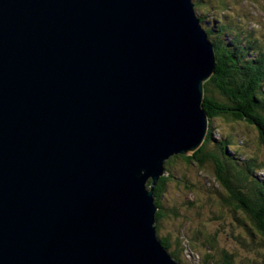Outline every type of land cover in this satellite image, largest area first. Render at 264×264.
I'll return each instance as SVG.
<instances>
[{
  "label": "water",
  "instance_id": "1",
  "mask_svg": "<svg viewBox=\"0 0 264 264\" xmlns=\"http://www.w3.org/2000/svg\"><path fill=\"white\" fill-rule=\"evenodd\" d=\"M201 35L188 0H0V264H181L154 188L208 130Z\"/></svg>",
  "mask_w": 264,
  "mask_h": 264
},
{
  "label": "trees",
  "instance_id": "2",
  "mask_svg": "<svg viewBox=\"0 0 264 264\" xmlns=\"http://www.w3.org/2000/svg\"><path fill=\"white\" fill-rule=\"evenodd\" d=\"M237 50L238 52L232 54L225 50L219 54L217 52V68L211 79L205 83L203 107L210 122L204 144L192 155L172 156L165 165L168 174L161 177L154 188L155 206L158 209L156 213L158 238L170 255L181 264H185L182 257L186 256L187 250L199 253L201 261L199 260L198 264H264V175L258 174L263 163L257 157L241 159L243 155L234 147L233 130L236 129H231L218 139L214 138L213 133L215 119L222 117L232 121L241 120L250 126H256L259 139L264 142V52L257 50V56H254L253 60L247 58L246 61L242 48ZM228 65L229 70L225 69ZM175 161H181L185 166L192 165L191 163H196L200 167L210 164L222 192L220 193L218 188L209 190L214 191L216 195L219 194L218 198L222 199L220 201L223 208L228 207L226 213L245 227L246 237H239L237 240L243 248L249 249L253 257L240 262L231 251L221 245L220 236L216 231L199 234L190 230V225L186 229L184 226L188 223L187 217L185 219L181 217L180 211L187 212L194 206L189 200L182 201L181 208L176 204L169 208L165 206L163 198L169 180L175 181L177 174L185 176L179 173H185V170L171 169ZM180 179L184 180L183 177ZM150 184L149 181L147 185ZM186 186L188 194L193 193L195 186L191 187L189 184ZM168 218L186 221L183 223L184 226L179 227L178 232H182H177L178 236L169 233L162 236L161 228ZM200 239L203 240V244H200Z\"/></svg>",
  "mask_w": 264,
  "mask_h": 264
},
{
  "label": "rangeland",
  "instance_id": "3",
  "mask_svg": "<svg viewBox=\"0 0 264 264\" xmlns=\"http://www.w3.org/2000/svg\"><path fill=\"white\" fill-rule=\"evenodd\" d=\"M193 4L195 8L194 17L198 20V27L203 30L206 38L201 36L214 52L215 63L218 56L217 52L219 54L223 50L232 54L238 52L237 49L242 48L246 61L247 58L253 60L254 56H257V50L264 52V0H195V2L193 0ZM230 26L234 29L232 30ZM225 69L229 70V65ZM203 99L202 96V102ZM213 125L215 127L213 129L215 139L223 134L226 135L231 129H236L233 130L235 149L243 155L242 160L247 157H257L263 163L262 170L258 174L263 176L264 142L259 139V131L256 126H250L245 121H232L222 117L215 119ZM167 161L165 165L168 163ZM191 164L185 166L181 161H175L171 165L173 170H185V173L179 172L185 176L176 175L178 180L183 177V181L169 180V186L163 198V203L168 208L173 204L181 208L183 205L181 202L185 199L189 200L194 206H191L187 212L180 211L181 217L184 219L187 217L188 223L184 226L183 223L186 221H174L168 218L161 228L162 236L168 233L178 236V233L182 232H178L180 226L187 229L190 225V230L199 234L216 231L220 236L221 245L231 251L240 262L244 261L245 258L253 257L254 255L249 249L243 248L237 240L239 237H246L245 227L226 213L228 207L223 208L222 201H220L222 199L218 198L219 194L216 195L214 191L209 190L210 188L212 190L218 188L220 193L222 192V187L215 178L214 169L210 167V164H205L203 167L196 163ZM165 174H168L167 171ZM152 184L153 182H151L150 189ZM188 184L191 187L195 186L191 194L186 191ZM185 237L187 236L185 235ZM199 242L203 244L202 239ZM199 260L201 261L199 253L193 251L191 253L189 250H187L186 256L182 257L185 264H198L200 263Z\"/></svg>",
  "mask_w": 264,
  "mask_h": 264
},
{
  "label": "bare ground",
  "instance_id": "4",
  "mask_svg": "<svg viewBox=\"0 0 264 264\" xmlns=\"http://www.w3.org/2000/svg\"><path fill=\"white\" fill-rule=\"evenodd\" d=\"M188 1H191V4H192V7H193V11H194V4H193V0H188ZM194 2H195V0H194ZM195 12V11H194ZM200 20V19H199ZM204 26V25H203ZM201 29V28H200ZM201 31L203 32V30L201 29ZM205 31V30H204ZM207 33V32H206ZM207 45V44H206ZM209 48V50L210 51H212L211 50V48L210 47H208ZM213 52V51H212ZM213 54H214V52H213ZM217 61V60H216ZM211 63H212V61H211ZM213 68H212V70L215 72V70H214V68L216 67V63H215V61H213ZM212 71V75L214 74V72ZM204 95H205V83H203V97H204ZM203 103V102H202ZM203 109H204V107H203ZM204 111L207 113V111H206V109H204ZM208 114V113H207ZM209 117H208V125H209ZM209 130V129H208ZM207 134H208V131H207V133H206V135H205V139L203 140V143H201L200 141L197 143V145L195 146L197 149H200L201 148V146L204 144V142H205V140H206V136H207ZM194 147V148H195ZM156 231H157V229H156Z\"/></svg>",
  "mask_w": 264,
  "mask_h": 264
},
{
  "label": "clouds",
  "instance_id": "5",
  "mask_svg": "<svg viewBox=\"0 0 264 264\" xmlns=\"http://www.w3.org/2000/svg\"><path fill=\"white\" fill-rule=\"evenodd\" d=\"M194 10H195V8H194Z\"/></svg>",
  "mask_w": 264,
  "mask_h": 264
}]
</instances>
